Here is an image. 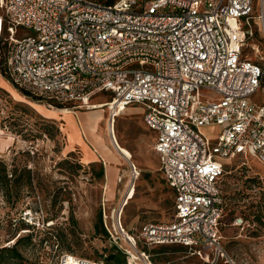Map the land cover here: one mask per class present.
<instances>
[{"label":"built area","instance_id":"2783aa9c","mask_svg":"<svg viewBox=\"0 0 264 264\" xmlns=\"http://www.w3.org/2000/svg\"><path fill=\"white\" fill-rule=\"evenodd\" d=\"M254 19L264 41V0H0L3 72L14 88L50 108L104 107L113 141L119 113L139 106L155 135L172 217L129 235L120 224L122 198L115 226L128 240L126 264H151L137 246L199 248L206 264L225 257L222 163L250 156L264 166V102H251L264 52L260 63L243 55ZM18 29L30 33L16 38ZM200 91L210 95L201 99ZM98 95L106 102L92 103ZM204 127L221 128L215 143ZM129 167L135 182L139 171ZM60 264L100 263L63 255Z\"/></svg>","mask_w":264,"mask_h":264},{"label":"rangeland","instance_id":"374dc122","mask_svg":"<svg viewBox=\"0 0 264 264\" xmlns=\"http://www.w3.org/2000/svg\"><path fill=\"white\" fill-rule=\"evenodd\" d=\"M257 23L254 19V36L243 55L260 63L264 41ZM28 33L18 29L16 38ZM7 36L4 31L0 39V161L7 171V184L0 189V264H60L63 255L100 264L126 262L128 242L115 226V211L127 185L135 187L128 191L122 209L120 224L125 233L136 236L146 222L166 223L173 212L172 191L157 171L151 136L139 116L142 109H124L114 125L118 144L133 156L138 179L130 181L129 164L119 158L123 165L115 164L118 176L111 184L103 161L85 164V151L76 141L88 143L86 134L75 127L72 114L86 117L92 111L69 109L71 115H62L53 109H63L50 108L8 84L2 60ZM199 95L203 99L210 94L200 91ZM105 98L98 95L92 103H104ZM251 102H264V78ZM102 109L98 134L113 151L105 133L106 109L96 110ZM220 130L204 127L201 133L215 143ZM139 138L144 140L142 155L136 143ZM222 164L228 166L220 182L225 212L220 242L225 257L213 264H264V166L250 156L246 161ZM240 220L242 224L236 225ZM137 249L149 256L151 264H206L199 248L174 244ZM109 256H114L111 262L106 261Z\"/></svg>","mask_w":264,"mask_h":264},{"label":"crops","instance_id":"0c3cea01","mask_svg":"<svg viewBox=\"0 0 264 264\" xmlns=\"http://www.w3.org/2000/svg\"><path fill=\"white\" fill-rule=\"evenodd\" d=\"M6 79V78H5ZM6 81L8 82V84H10V82L6 79ZM11 85V84H10ZM136 108H141V107H139V106H129V107H127V108H125V109H128V111L130 110V109H136ZM142 109V108H141ZM54 111H57V113H61L62 115H71L72 114V112L70 111V110H65V109H63V110H58V109H56V108H54L53 109ZM98 112V110H94V111H92V112H90L86 117H82L81 115H78L77 113H73L72 114V120H73V122H74V124H75V127L78 129V130H81L82 132H84L85 134H86V136H87V141H88V143H86V146H85V144H84V142H82V140H80V139H78V138H76V141H77V143L78 144H80L81 146H82V148L84 149V151H85V153H84V162H85V164H100L102 161H103V163H104V168H105V173L107 174V176H109V178H110V180L112 181V182H110L111 184H113L114 183V179H116V176H118V169H117V167L115 166V164H117L116 162H114L113 160H110V158H112V157H114V155H112L111 153H108V155H106V156H103L102 155V153L99 151V149H98V147L96 146V144L94 143V140H92V138H91V136H90V134H89V132H88V129H87V126L88 127H91V130L93 129L92 128V125H94V123H95V116H96V113ZM123 112H124V109L119 113V116H118V118H121V116L123 115ZM54 113V112H53ZM142 115H143V110H142V112H141V114H139V116L141 117V120H142ZM132 117V116H131ZM85 118V119H84ZM59 119L60 120H62L63 121V123H65L66 124V120L65 119H63L62 117H59ZM94 120V121H93ZM103 120V119H102ZM100 120H98L97 121V125H96V129H95V131L97 132L98 130L97 129H99L97 126H98V122H99ZM143 123V122H142ZM143 126H144V124H143ZM145 127V126H144ZM146 128V127H145ZM146 130L150 133V136H151V151H152V153H153V155H154V157H155V161H156V166H157V171H158V173H160L159 172V170H158V159H157V156H156V154L154 153V151H153V144H154V138H155V135H154V133H152L151 131H149L147 128H146ZM95 132V133H96ZM103 138V137H102ZM84 140V139H83ZM136 143L138 144L137 145V147H138V150H139V153H140V155H142L143 154V143H144V140H142V139H138L137 141H136ZM92 147V148H90V146ZM89 146V147H88ZM86 149H85V148ZM95 147H97V149H98V151L101 153V155L99 154V152L96 150V148ZM125 150V149H124ZM93 151V152H92ZM97 152V153H96ZM125 152L129 155V157H131L132 159H133V156H132V154L129 152V151H127V150H125ZM117 158V157H116ZM114 159H115V157H114ZM118 160V162L120 163V160H119V158L117 159ZM106 163H108L110 166H108L107 167V165H106ZM112 165V166H111ZM162 176V175H161ZM163 179V178H162ZM165 182V181H164ZM173 195V194H172Z\"/></svg>","mask_w":264,"mask_h":264},{"label":"bare ground","instance_id":"6f19581e","mask_svg":"<svg viewBox=\"0 0 264 264\" xmlns=\"http://www.w3.org/2000/svg\"><path fill=\"white\" fill-rule=\"evenodd\" d=\"M103 109L101 110V111H98L97 113H96V116H95V123H94V125H92V130H91V127H88L87 126V129H88V132H89V134H90V136H91V138H92V140H94V142L97 144V146H98V149H99V151H102L104 154H105V156L106 155H108V153H111L112 155H114V157H115V159H114V157H112V158H110V160H113L114 162H116L118 165H120V166H122L123 164H122V162L120 161V163L118 162V158H120V159H122L123 161H125V162H127L128 164L131 162V163H133L134 164V162H133V159L131 158V157H129V155L125 152V150L118 144V142H117V138H115V136H114V141L111 139V137H109L110 136V130H111V128H110V126H106V128H105V133H106V135H108V137H109V144L112 146V148H113V151H111L108 147H107V145H106V143H105V140H103V138H102V136L100 137L99 136V134H98V131L96 132L95 131V129H96V125H97V121L98 120H100V121H102V119H103ZM94 121V120H93ZM98 130V129H97ZM96 132V133H95ZM0 135H1V132H0ZM113 135H114V128H113ZM86 146V145H85ZM85 148V147H84ZM86 149V148H85ZM116 156H117V158H116ZM135 165V164H134ZM136 167V166H135ZM128 187H127V189H126V191H127V193H125V195H124V198H129V194H128V191H130V190H132V189H134V187H135V185L134 184H132V183H130V184H128L127 185ZM124 202H122L121 204H123ZM126 205V203H124V205L123 206H125ZM127 242H128V240L126 239V238H124ZM131 264H132V262H131Z\"/></svg>","mask_w":264,"mask_h":264},{"label":"trees","instance_id":"16d2710c","mask_svg":"<svg viewBox=\"0 0 264 264\" xmlns=\"http://www.w3.org/2000/svg\"><path fill=\"white\" fill-rule=\"evenodd\" d=\"M7 184V171H6V166L4 165L3 162L0 161V189H2V187ZM30 179L28 178V182L27 185H30ZM29 240V237L28 239ZM19 241L16 242L15 246L17 245ZM15 246L12 248V250H15ZM5 251L3 252H9V250L3 249ZM114 258V256H109L108 259L106 260L107 262H111V260ZM114 262L116 264H126L125 260L123 261H118V260H114ZM109 264V263H106Z\"/></svg>","mask_w":264,"mask_h":264}]
</instances>
